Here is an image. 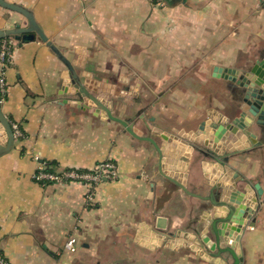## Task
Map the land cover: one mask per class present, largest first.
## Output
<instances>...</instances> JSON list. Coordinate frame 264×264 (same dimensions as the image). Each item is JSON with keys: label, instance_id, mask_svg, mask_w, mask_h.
<instances>
[{"label": "crops", "instance_id": "1", "mask_svg": "<svg viewBox=\"0 0 264 264\" xmlns=\"http://www.w3.org/2000/svg\"><path fill=\"white\" fill-rule=\"evenodd\" d=\"M5 1L32 11L50 41L83 64L75 66L82 77L117 84L116 116H138L136 128L156 141L174 128L196 130L233 117V83L215 78L214 69L240 70L264 52V0H166L165 8L150 0ZM25 22L0 7V30ZM9 41L2 109L22 137L0 158V256L8 264H219L204 248L203 255L175 251L168 240L152 250V238L138 236L142 225L154 229L164 216L170 232L212 237L213 205L197 197L212 191L217 172H203L210 164L194 152L183 162L191 164L188 193L178 189L160 176L150 143L91 104H77L67 69L44 43ZM241 138L244 150L230 164L264 192V144L252 148ZM105 161L117 165L119 177L98 184L92 202L88 185L34 179L40 163L54 172H93ZM255 218L236 246L243 264H264V208ZM70 237L78 240L74 253L65 248Z\"/></svg>", "mask_w": 264, "mask_h": 264}, {"label": "water", "instance_id": "2", "mask_svg": "<svg viewBox=\"0 0 264 264\" xmlns=\"http://www.w3.org/2000/svg\"><path fill=\"white\" fill-rule=\"evenodd\" d=\"M0 7L15 12L26 20L23 24L6 25L3 30H0V41L13 39L30 43L38 39L44 43L67 69V76L70 79L69 87H72L77 96V104L79 103L81 107L91 104L95 107L96 113L102 111L106 118L120 124L133 138L150 143L156 151V166L161 177L188 193L187 171L191 164L184 165L183 162L190 161L194 152L199 153L198 161L205 160L210 164L209 169H204V173L217 172L215 183L212 181L210 184L212 190L210 195L208 197L197 195L198 198L210 201L213 205L208 231L212 237L205 233L199 236L192 234L195 236L193 239L189 236L191 233L170 232L168 231V218L164 216L157 217L154 229L148 226L144 231L143 229L147 226L144 223L145 226L142 225L138 236L144 233V239L151 237L152 250L156 247H163L168 240H174L175 251L188 248L198 255H203L202 248H204L207 254L210 253L212 258L217 259L216 262L219 260V264H243L244 257L236 251V246L241 241L244 230L255 223L256 215L264 208L262 201L264 192L260 184H253L251 180L233 171L230 157L244 150L240 146L242 144L240 137H242L241 140L247 138L254 146L252 148L264 144V52L258 61L247 64L240 70L222 67L214 69L215 78L233 83V101L237 105V111L233 117L227 116V119L221 122L207 123L208 125H202L196 130L185 131L174 128L165 132L161 141H156L151 135L143 136V133L136 128L135 118L138 116L132 119H122L116 116L114 101L119 98L121 90L117 84L82 77L75 66L84 67L83 64L70 61L50 41L37 23L34 13L29 9L5 0H0ZM0 129V158H2L13 151L16 138L12 123L4 114L1 102ZM257 131L262 134L259 141H255ZM229 143L239 149L230 150L227 146ZM246 145L249 147V144ZM229 176H232L231 182L223 180V177ZM228 239L232 240L230 245L226 244ZM224 255L228 257L222 259Z\"/></svg>", "mask_w": 264, "mask_h": 264}, {"label": "built area", "instance_id": "3", "mask_svg": "<svg viewBox=\"0 0 264 264\" xmlns=\"http://www.w3.org/2000/svg\"><path fill=\"white\" fill-rule=\"evenodd\" d=\"M151 4L157 8H165L166 0H150ZM13 51L12 42L5 39L0 44V65L2 70L0 72V102L2 104L4 95L7 91L6 72L5 67L10 62ZM15 133V138L22 137V132L19 126L12 124ZM38 161V158L36 159ZM119 177L117 165L112 161H105L100 163L93 172L80 171L76 169H65L59 172H54L49 169L47 163L38 164V169L34 175V179L42 184L54 183H82L88 185L90 192L87 201H93V189L104 180H117ZM92 189V190H91ZM264 205V198H263ZM78 240L75 237H70L66 242L65 248L69 252L74 253L77 249ZM0 264H8L7 260L0 256Z\"/></svg>", "mask_w": 264, "mask_h": 264}, {"label": "trees", "instance_id": "4", "mask_svg": "<svg viewBox=\"0 0 264 264\" xmlns=\"http://www.w3.org/2000/svg\"><path fill=\"white\" fill-rule=\"evenodd\" d=\"M7 40H10V39H7ZM2 41H0V44H1Z\"/></svg>", "mask_w": 264, "mask_h": 264}]
</instances>
